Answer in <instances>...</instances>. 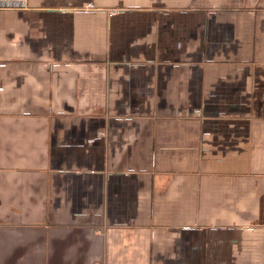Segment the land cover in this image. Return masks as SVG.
<instances>
[{
  "label": "crops",
  "instance_id": "crops-1",
  "mask_svg": "<svg viewBox=\"0 0 264 264\" xmlns=\"http://www.w3.org/2000/svg\"><path fill=\"white\" fill-rule=\"evenodd\" d=\"M0 264H264V0H0Z\"/></svg>",
  "mask_w": 264,
  "mask_h": 264
},
{
  "label": "built area",
  "instance_id": "built-area-1",
  "mask_svg": "<svg viewBox=\"0 0 264 264\" xmlns=\"http://www.w3.org/2000/svg\"><path fill=\"white\" fill-rule=\"evenodd\" d=\"M94 9L92 5H88L87 9L85 11H89V10H92Z\"/></svg>",
  "mask_w": 264,
  "mask_h": 264
}]
</instances>
